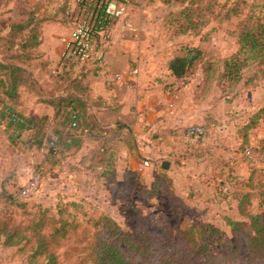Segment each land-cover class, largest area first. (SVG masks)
<instances>
[{
    "label": "rangeland",
    "instance_id": "1",
    "mask_svg": "<svg viewBox=\"0 0 264 264\" xmlns=\"http://www.w3.org/2000/svg\"><path fill=\"white\" fill-rule=\"evenodd\" d=\"M12 1L10 4V0H4L0 6V26L4 30H8L14 21H26L33 11L28 0ZM77 1L74 0V6L70 4L69 7L59 4L53 6L54 3L50 2L52 7L49 8V13H60L59 17L65 20L62 14L76 11ZM128 1V16L114 25L111 38H98L94 43V50L112 42L118 30L121 36L128 39L129 47L137 60L136 64L131 62L127 67L133 69V66L137 65L141 71L139 73L146 77H165L168 61L181 55L185 48L201 51L202 58L191 76L179 85L166 81L165 88L171 87V91L175 92L170 91L169 99L175 100L176 95H181V99H207L212 106L217 105L218 101L221 102V106H215L218 121L212 133V140L227 146L225 155L232 161L234 158L231 152H240L237 153L241 161L238 163L239 160H235L237 170L224 166V169H220V175L213 174L208 168L212 161L209 159L211 149L205 152L203 149L206 146H200L190 135L173 145L170 138L160 141L163 149H166L161 153L160 162L152 165L149 160H145L140 167H125L120 158L124 159V153L134 147L133 137L126 134L115 148L118 164L114 168V174L103 176L104 170L98 168L101 163L96 164L95 161L96 146L88 135L81 137L78 147L73 146L61 154L57 152L52 157L45 144L43 147L33 144L31 132L15 139L11 133L6 132L4 124L0 125V188L4 184L17 201L25 204V208L11 205L7 197L0 199V221H6L12 227L26 226L31 222L32 216L41 209H51L53 213H57L59 206L65 207L70 203L79 205L80 208L66 209L64 218L71 221L70 215L75 216L79 227L76 233L70 234L56 247L58 264H91L86 260L84 249L89 242L94 241L96 229L90 225L85 215L90 217L95 215L94 213L104 214L122 230L134 234H138L139 226H148V257H135L127 251L130 258H135L142 264L155 262L158 258L156 252L161 249L181 248V243L175 242V229H185L195 223H207L226 233L221 242H218L216 237V241L211 244L213 261L217 264H246L249 257L247 242L242 234H238L240 238L237 240L229 221L250 224L248 216H264L263 68L258 63H252L242 71L238 83L232 84L227 79L223 80L221 75L224 61L239 52L237 38L229 33L232 29L230 25L211 20L198 34H178L180 24L176 22L179 20L176 14L181 7L168 6L160 1ZM249 1L264 4V0ZM66 22L71 26L69 19ZM119 22H122L123 27L118 25ZM126 23L130 25L129 28H126ZM67 66L74 76L75 73L80 74L91 68L75 61L67 63ZM209 66L211 71L208 73L210 78L207 82L204 74ZM136 76L138 79L139 74ZM21 93L19 111L26 114L36 112L38 118L34 120H42L46 112L43 106L37 103L38 98L24 89ZM165 95L167 94L164 93ZM1 111H4L2 105ZM254 115H259L260 119L255 127L249 130L247 144H242L244 134L242 132L239 135L238 132L250 123ZM113 117L105 116L100 122L109 123ZM62 121L61 118L48 117L43 123V135L38 136L43 137L45 142L53 136L51 130L54 126ZM131 122L132 120L127 119L128 124ZM210 137L211 135H208V139ZM192 139L196 141L193 143ZM186 145L190 148L189 158L188 155L185 156ZM141 147L142 145H139L140 151ZM134 151L137 154L138 150ZM162 161L168 162L167 170L162 169ZM192 161H200L201 165L188 167V163ZM214 164L217 165V162ZM38 170L41 172V182L35 192L28 196L19 194L20 189L30 180V172ZM230 171H233L235 176L230 175ZM190 173L197 174L196 180L192 179ZM230 177L236 180L235 188L230 183ZM112 178L115 179L114 182L111 181ZM221 180L226 184L223 189L219 184ZM227 186H231L232 191ZM248 193L249 203L240 207V199ZM241 211H244L245 215ZM155 216L159 219L152 222L151 219ZM86 235H90V238L85 241ZM0 264L29 263L26 256L18 253L17 249H4L0 245ZM195 264H203V261L197 260Z\"/></svg>",
    "mask_w": 264,
    "mask_h": 264
},
{
    "label": "trees",
    "instance_id": "2",
    "mask_svg": "<svg viewBox=\"0 0 264 264\" xmlns=\"http://www.w3.org/2000/svg\"><path fill=\"white\" fill-rule=\"evenodd\" d=\"M4 0H0V6ZM150 3L160 1L168 6H178L181 10L176 14L180 24L178 34H198L211 20H217L221 24L232 27L229 33L237 38L239 52L230 59L224 61L221 78L236 84L241 79L242 71L252 63L262 66L264 75V4H256L249 0H148ZM46 14L40 9H34L26 21L12 23L8 30L0 26V125H5L7 133H11L15 139L20 138L28 131H34L33 144L39 147H47L49 154L64 153L80 141L73 138L71 129L72 116L77 115L80 126L88 129V137L97 142L96 152L102 151L104 160L98 166L104 170L103 176L113 175L116 167L117 151L115 148L122 137L120 124L116 127L101 126L91 113V108H105L104 101L92 93L89 86L82 79L74 76L71 69L53 71L50 63L43 58L39 48L42 44V26L47 21ZM235 21V22H234ZM202 52L196 48H185L181 55L170 59L167 69L171 76L177 80L188 79L197 63L202 58ZM245 57L241 59V57ZM73 62L72 59H66ZM97 75L94 68L89 69ZM211 67L205 69L204 77L208 82V73ZM36 96L37 103L52 108L53 118L63 119L61 122L63 131H57L54 137H49L45 142L42 134L43 123L48 119L36 121L23 115L21 107V91ZM260 119L254 115L250 123L246 124L243 132L242 144H247L249 130L253 129ZM205 130V129H204ZM188 133V131H187ZM56 142L52 146L53 139ZM209 152L208 147L203 149ZM212 163H222L210 153ZM216 165V166H217ZM222 165V164H220ZM163 169V168H162ZM164 170V169H163ZM165 172V171H163ZM115 181L114 178L111 179ZM23 188L20 189L21 194ZM7 197L11 205L25 208V204L17 201L14 195L8 191L4 184L0 188V199ZM250 200V194L240 199V207ZM67 207L80 208L76 203H70L65 207H58L57 213L51 209H41L32 216L31 222L26 226H10L6 221H0V245L4 249H17V252L26 256L29 264H58V255L55 251L61 242L70 234L76 233L79 225L75 216L71 221L64 218ZM245 215L244 211H241ZM89 217L90 225L96 229L94 241L89 242L84 249L87 262L91 264H142L135 258H130L127 251L135 257H148L150 249V236L146 231L148 226L141 225L138 234L124 231L110 217L94 213ZM247 222L229 221L233 233L239 240V235L245 237L247 251L249 253L246 264H264V216H248ZM159 218L155 216L152 222ZM169 232V231H168ZM170 233V232H169ZM175 242L181 243L180 249L168 247L156 252L157 260L151 264H195L197 260L203 264H217L211 244L221 242L226 233L212 224H192L191 226L174 230ZM90 235L84 236L88 240ZM86 263V262H85Z\"/></svg>",
    "mask_w": 264,
    "mask_h": 264
},
{
    "label": "crops",
    "instance_id": "3",
    "mask_svg": "<svg viewBox=\"0 0 264 264\" xmlns=\"http://www.w3.org/2000/svg\"><path fill=\"white\" fill-rule=\"evenodd\" d=\"M28 1L30 2V6H32L33 10L40 9L41 13L46 14L48 19L42 26V44L39 48L40 52L42 53L44 59L50 63V68L53 71L60 72L64 69L67 70L68 61L66 59L69 58V56L66 49V43L71 37V26L66 22V20H68L67 13L62 14V16H64L63 18H65L64 20L59 17L60 13H49V8L52 7L50 6V2L54 3L53 6H57L58 4L59 6L64 5L65 7H67V5L69 7L70 4L71 6H74V0H54L55 2L53 0ZM12 2L13 1L10 0V4ZM65 12H67V10ZM14 22L16 23L19 21ZM118 25L123 27L122 22H119ZM118 33L119 32L117 30L112 42L108 45H104L102 48L101 46L98 47L96 49V54L104 57L108 68L112 72L121 74L124 77L121 83L109 84L89 70H86L85 72L83 71L80 74L75 73V75L82 79L85 85L89 86L95 97L104 101L105 108L90 109L97 123L101 126L108 127H116L117 124H120V133L122 135L120 139H123V136L126 134L133 137L132 143L134 147L129 148V152L126 151L124 153V159L120 158V161L125 163V167H140L141 163L145 160H149L152 165L160 162L161 153L166 151V149H163L161 146L160 141L170 138V142L173 145L177 143V141L180 142V140L187 137V135L189 136L187 131L190 127L201 126L206 130L205 133H208H206V138L202 139L191 137L195 138L200 146H206L208 149H211L214 157L222 161L220 164L223 165V167H220L222 165L217 167L216 164L211 161L210 167L208 168L216 175L219 174L220 169H224V166H229L236 171L237 163L235 160L238 159V163L241 161L240 155L238 154L240 152H231L232 158H234L232 161L225 155V149H227V146H222L212 140V133H214L216 128L215 125H217L218 121V113L215 106H221V102L218 101L217 105L212 106L211 102H208L207 99H181V95H176L177 99L175 100L169 99L168 94L172 88H165V84L169 83L179 85L183 83V80H177L172 77L167 68L164 72L165 77L161 75H156V77H146L142 73H139L141 71L140 68L138 69L137 65H134L133 69L128 68V64L131 62L137 63V60L129 47L128 39H125L121 36V33ZM135 70L138 71V79H136V75L132 77L129 76V72ZM166 81L167 83H165ZM168 89L170 90L168 91ZM181 92L182 91L180 90V93ZM164 93L167 95L164 96ZM132 94L134 95L132 96ZM41 105L46 112L45 117L47 116L52 118L54 114L52 108L44 104ZM22 114L31 119L38 118L36 112H33L32 114ZM108 115L114 116L111 119L112 121L106 124L101 123L100 120ZM127 119L132 120L131 124L127 123ZM63 130L64 128L61 124H56L54 129L51 130L53 137L57 131ZM30 132L34 134V131H28L26 134H30ZM208 135H211L210 139H208ZM74 139L80 140L81 138ZM195 139H192L191 142L194 143L196 141ZM92 142H94L95 146L97 145V142L93 140ZM151 144L153 145V148H151ZM139 145H142V151H140ZM187 147L188 146L186 145V148ZM183 148L182 150H185ZM135 149L138 150L137 154L134 153ZM169 149L171 150V148ZM188 151H190V148L186 149L185 156L188 155L189 158L190 156ZM103 160V152H95L96 164L101 163ZM163 163L164 162L162 161V165ZM117 164L116 158V165ZM200 165V161H192L188 163L187 166L197 167ZM23 174L25 175L24 172ZM190 174L192 179L196 180L197 174ZM231 174H234L233 176H235L233 171L230 175ZM230 178V183H232L231 185L235 188L236 180L235 178ZM233 179L234 181H232ZM219 184L222 189L226 186L225 181L222 180L219 181ZM227 188H231L232 191L231 186H227Z\"/></svg>",
    "mask_w": 264,
    "mask_h": 264
},
{
    "label": "built area",
    "instance_id": "4",
    "mask_svg": "<svg viewBox=\"0 0 264 264\" xmlns=\"http://www.w3.org/2000/svg\"><path fill=\"white\" fill-rule=\"evenodd\" d=\"M76 11L68 12L67 17L71 23V37L66 43L68 56L75 62L94 68L97 75L109 84H119L123 81L121 74L112 72L106 60L96 54L94 43L98 38L112 37L114 25L128 16L130 3L128 0H78ZM130 25L126 23V28ZM138 71L129 72L132 77ZM71 129L74 131L73 138H81L87 135L88 130L80 126L77 115L72 116ZM188 134L197 138H206L203 127L193 126ZM56 142L53 139L51 145ZM147 165V163H146ZM41 182V172L31 171L30 180L23 188L21 195L28 196L35 192Z\"/></svg>",
    "mask_w": 264,
    "mask_h": 264
},
{
    "label": "water",
    "instance_id": "5",
    "mask_svg": "<svg viewBox=\"0 0 264 264\" xmlns=\"http://www.w3.org/2000/svg\"><path fill=\"white\" fill-rule=\"evenodd\" d=\"M162 168L167 170L169 168L168 162H164L163 165H162Z\"/></svg>",
    "mask_w": 264,
    "mask_h": 264
}]
</instances>
